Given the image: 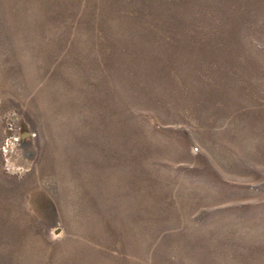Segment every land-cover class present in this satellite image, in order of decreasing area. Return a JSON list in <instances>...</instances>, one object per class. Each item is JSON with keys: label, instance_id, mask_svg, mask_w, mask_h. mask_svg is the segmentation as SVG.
I'll use <instances>...</instances> for the list:
<instances>
[{"label": "rangeland", "instance_id": "rangeland-1", "mask_svg": "<svg viewBox=\"0 0 264 264\" xmlns=\"http://www.w3.org/2000/svg\"><path fill=\"white\" fill-rule=\"evenodd\" d=\"M0 264H264V0H0Z\"/></svg>", "mask_w": 264, "mask_h": 264}]
</instances>
